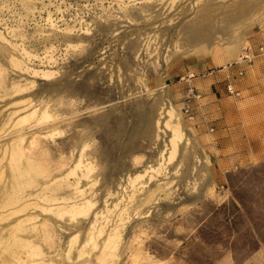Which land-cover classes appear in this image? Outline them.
I'll list each match as a JSON object with an SVG mask.
<instances>
[{"label":"rangeland","instance_id":"1","mask_svg":"<svg viewBox=\"0 0 264 264\" xmlns=\"http://www.w3.org/2000/svg\"><path fill=\"white\" fill-rule=\"evenodd\" d=\"M263 36L264 0H0V264L26 257L16 237L37 262L264 264V67L249 62ZM164 108L184 133L176 158L133 185L170 145ZM80 158L96 170L77 196L62 178ZM46 196L96 206L71 221ZM96 214L103 236L81 254Z\"/></svg>","mask_w":264,"mask_h":264},{"label":"bare ground","instance_id":"2","mask_svg":"<svg viewBox=\"0 0 264 264\" xmlns=\"http://www.w3.org/2000/svg\"><path fill=\"white\" fill-rule=\"evenodd\" d=\"M23 54H25V56L26 55L29 56V53L26 50H23ZM233 55H234V53H233ZM35 74L37 75V74H39V72H35ZM44 76L48 77V74L44 73ZM32 109H33V112H31V114L29 116L36 115L38 112V109H35V107H33ZM165 112H166V110L164 108L163 112H162V116H163V114H165ZM166 116H169L171 119L167 120L164 123V122H162V120L164 119L162 117L158 120L157 125H158V129L161 133L163 132L162 127L167 128V130H169L172 133V138L169 141L170 145H168L167 149L161 151V153H160L161 160L157 166L149 165L147 167V169L145 170V172L135 174L132 176L130 175L128 178L129 183H131L133 185L137 184L138 182H140L141 180H143L146 177V173H149L151 178H153L154 176L152 174L160 173L161 170L164 169V167L167 164H169L170 162H172L176 158V155L178 152V147H179L181 141L183 140L184 133L182 131L181 121L179 120V116L175 113V111L173 109L168 110L166 112ZM51 117H52V115L50 114V111L48 109H46L41 114L40 120L41 119H43V120L49 119ZM175 119L178 120L176 123L173 122ZM163 124H164V126H163ZM159 137H160V135H159ZM12 154L13 155L11 158H12V161L15 162V166L18 165L17 162H19L22 158L26 157V159H27V156L25 155V151L21 147L20 148L16 147L15 149H13ZM26 162H27L26 177L32 176L33 173L36 174L35 173L36 170H34L35 165H33L34 163L31 162V159H27ZM19 164L21 165V163H19ZM95 170H96V167L94 166V164L92 162L84 161L82 158H80L78 160V162L75 164V166L62 179L69 178L70 176H78V180L75 182V195H77V196L81 195L82 196L84 194L83 193L84 189L79 187V185L81 184V180H82V178L90 177L91 174H93L95 172ZM38 174H39V172H38ZM62 179H59V180H62ZM43 200L46 202H54L52 204V206L53 205L57 206L55 208L57 214H59L61 216L68 215L71 218V221H78L80 219H85V220L88 219L90 212L93 211L95 206H96V204L93 201L86 199V198H83L82 202H76V201L74 202L71 200V198H68L65 196L55 197L54 199H51L50 197L46 196L43 198ZM118 206H119V204L115 205V210L118 208ZM115 210L108 209V212H109V214L110 213L112 214V213H114ZM125 212H126V210L121 212V214L119 215L120 224H117L116 226H114L111 229L108 236L104 239L100 257L106 256L108 254L113 255L117 251V249L119 247L120 240L122 238L121 229L125 225V223H124L125 219L123 217V215L126 214ZM103 214L102 215H98V214L95 215V223H93L91 226V229L93 230V231H91V237L89 238L87 245H84V247L80 251L81 254H84L83 252L87 246H93V248H95V249L98 248L97 237L103 236L105 226L102 228H99V227L97 228L96 226L100 222V219L102 217L107 220V217H105L106 215H103ZM94 231H96V234H98V236H96V234H94ZM77 240H78L77 236H74L72 238V241L70 244V252L74 248V246L77 244ZM13 246L15 248L22 246V247H26V249H27L26 257H22V255L20 253H16V251H15L14 258L16 259V261L19 264H56L53 261H46L44 259H40L41 261L37 262V260H35L34 257L42 256V254L40 253L39 247L36 245H33L32 243H25L24 244L20 239H18L16 237V238H14V242L13 241L11 242V247H13ZM24 258H26V259H24Z\"/></svg>","mask_w":264,"mask_h":264},{"label":"crops","instance_id":"3","mask_svg":"<svg viewBox=\"0 0 264 264\" xmlns=\"http://www.w3.org/2000/svg\"><path fill=\"white\" fill-rule=\"evenodd\" d=\"M262 43L264 44V36L262 38H260L259 40H257L254 43V47L251 49L252 51V58L254 59H250V64H252L250 67L252 68V70H256L258 68L256 67H264V53L261 54L259 52V48L262 47Z\"/></svg>","mask_w":264,"mask_h":264},{"label":"built area","instance_id":"4","mask_svg":"<svg viewBox=\"0 0 264 264\" xmlns=\"http://www.w3.org/2000/svg\"><path fill=\"white\" fill-rule=\"evenodd\" d=\"M259 52L261 53V54H263L264 53V47H260L259 48ZM239 75L240 76H243V72H240L239 73ZM227 91H228V93L230 94V95H232V96H236V97H239L241 94H240V92L239 91H237V90H235L234 89V87H233V85H228L227 86ZM185 113L193 120L194 119V116L192 115V113H191V108H187L186 110H185ZM213 131V130H212Z\"/></svg>","mask_w":264,"mask_h":264}]
</instances>
